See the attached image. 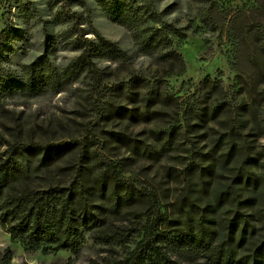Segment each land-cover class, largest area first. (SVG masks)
I'll return each instance as SVG.
<instances>
[{
	"label": "trees",
	"instance_id": "16d2710c",
	"mask_svg": "<svg viewBox=\"0 0 264 264\" xmlns=\"http://www.w3.org/2000/svg\"><path fill=\"white\" fill-rule=\"evenodd\" d=\"M4 1L10 4L16 0ZM69 1L82 9L81 14L70 9L67 0H53L51 6H56L51 21L66 26L55 40L77 51L65 69L55 66L48 51L43 50L13 70L11 40L30 44L14 26L5 25L0 30V111L5 99L12 95L32 99L59 93L67 84L84 77L88 80L87 101L100 117L110 111L109 97L117 95L132 98L137 106L131 115L135 113L145 122H153L154 113L168 109L176 117L173 124L152 128V148L134 146L135 155L162 154L174 141L198 132L194 130L198 127L210 131L203 132L211 145L206 155V174H212L218 163L237 155L241 163L226 188L213 189L212 196L204 198L201 206L185 195L179 213L162 226L157 196L141 188L132 176H123L120 162L97 159L105 169L90 179L79 167L60 166L52 161L51 149L59 154L64 144L1 142L0 135V147L5 146L0 150V229L7 233L9 243L31 253L63 251L76 256L85 238L90 237L117 254L113 247L128 244V233L135 232L138 240L131 241L134 247L122 257L110 255L90 260L91 264H182L179 258L184 256L198 257L208 264H264V240L257 238L250 221L254 218L264 225V188H260L264 187V176L248 167L252 157L247 135L253 130L264 135L255 105L236 104L233 96L238 90L232 86L224 88L219 78L209 75L184 100L159 85V78L169 71H183L184 58L174 48L175 42L188 33L196 34L201 26L179 25L168 18L173 6L163 10L155 7L154 1L160 0H93L112 23L129 31L139 54L168 70L150 78L133 73L128 80L109 85L95 58L113 64H124L132 58L118 42L106 38L93 25L86 0ZM198 1L202 27L210 32L226 29V37L234 48L230 63L237 83L246 89L252 102L257 92L264 99V0H257V5L248 11L225 7L216 0ZM22 8L29 19L36 14L35 8ZM202 171L200 168L198 183L204 190L206 175ZM241 184L246 187L243 193L238 189ZM246 208L251 214L241 213ZM222 214L225 220L221 221ZM118 215L146 218L141 224L138 222V228L120 230L113 224ZM10 255V249L4 248L0 264H9Z\"/></svg>",
	"mask_w": 264,
	"mask_h": 264
},
{
	"label": "rangeland",
	"instance_id": "374dc122",
	"mask_svg": "<svg viewBox=\"0 0 264 264\" xmlns=\"http://www.w3.org/2000/svg\"><path fill=\"white\" fill-rule=\"evenodd\" d=\"M216 1L225 7L245 11L257 5V0ZM67 2L70 9L81 14L82 9L69 0ZM86 2L93 25L106 38L118 42L132 58L130 62L124 64H113L100 57L95 58L97 66L104 72L105 83L114 85L126 81L133 73L150 78L168 72L165 67L157 65L151 58L137 52L126 28L112 23L93 0ZM22 5L29 10L35 8L34 17L29 19ZM52 5L53 0H16L10 4L4 0L0 1V30L5 25L14 26L23 32L24 39L27 38L30 44L28 46L23 41L11 40L9 45L13 52L10 62L13 70H17L22 63L30 62L43 50L48 51L54 65L61 69H65L72 57L77 54V51L71 47L57 43L55 40L56 35L64 31L66 26L65 23L56 24L51 21L56 8L54 6L51 9ZM154 5L158 10L173 6L168 18L174 19L179 25L201 26L196 34L188 33L183 40L175 42L174 48L184 58V68L179 74L169 71L167 73L169 76L159 78L162 89L181 97L179 100H184V97L188 98L196 92L194 88L204 76L219 78L224 88L228 89L232 86L238 90V94L233 96L236 104L255 105L257 119L264 125L262 95L260 92L255 93V101L252 102L246 89L235 79L236 72L232 70L230 63L234 48L226 37V29L210 32L202 27L198 19L200 5L197 0H160L154 1ZM87 89L88 80L82 77L67 84L59 93H50L32 99H24L17 94L6 98L4 109L0 111L1 142L18 141L42 146L64 144L59 154H56L55 148L51 149L52 161L60 166L70 164L79 167L81 171L87 172L90 179H94L93 176L102 173L105 169L104 164L97 159L104 157L106 160L120 162L122 165L120 173L123 176H132L141 188L157 196L161 208L162 226L179 213L181 199L185 195L201 206L204 198L209 199L212 196L213 189H224L232 181V176L241 163L238 155L224 163H218L212 174L205 173L208 158L206 155L211 150V145L203 132H210L208 129L199 130L195 127L194 130L197 129L198 132L193 131L182 139L174 141L169 150L163 151L162 154L156 153L149 157L140 153L135 155L132 151L134 146L152 148L150 130L175 123L174 114L169 109L161 114L154 113L151 120L154 121L148 123L135 113L131 115V110L137 106L132 98L127 100L117 95L109 97L110 111L100 117L87 101ZM259 135L256 130L247 135L252 157L251 165L248 167L258 176H264V154H262L264 135ZM4 148L5 146L1 145L0 150ZM193 151L194 155L191 154ZM194 159L193 165L189 167V163ZM200 168L206 175L204 190L198 183ZM245 188L244 184L238 185L240 193H243ZM225 206L228 207L227 203ZM246 212L251 214L252 211L249 208L241 209V213ZM145 218V215L142 219L118 215L113 218V224L120 230L130 226L138 228V222L141 224ZM223 219L222 214L219 220ZM250 221L254 224L257 238L264 240V225L254 218ZM134 234L135 232L128 233L129 245L120 243L113 247L117 254L111 251V247L98 244L92 238L86 237L76 256L63 251L46 255L40 251L27 252L22 246L9 243L7 233L0 229V252L6 247L10 249L9 264H91L90 260H99L110 255L122 257L134 247L131 241L138 240L139 237L136 238ZM181 258L179 260L182 264H208L198 257Z\"/></svg>",
	"mask_w": 264,
	"mask_h": 264
}]
</instances>
